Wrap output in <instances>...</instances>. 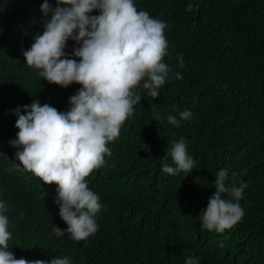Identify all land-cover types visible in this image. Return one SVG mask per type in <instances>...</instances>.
<instances>
[{"label": "trees", "instance_id": "obj_1", "mask_svg": "<svg viewBox=\"0 0 264 264\" xmlns=\"http://www.w3.org/2000/svg\"><path fill=\"white\" fill-rule=\"evenodd\" d=\"M42 3L0 0V199L8 204L16 258L184 264L195 254L201 264H264V0H136L138 10L166 22L164 60L183 79H169L155 99L138 89L142 100L109 142L111 155L86 178L104 207L98 231L80 241L59 215L58 186L24 171L8 143L18 132L10 109L35 98L66 112L81 87L49 83L25 62L22 49L43 30ZM184 109L191 120L179 127L167 121ZM180 137L196 168L172 176L162 162ZM220 168L229 182L249 184L240 201L244 217L223 233L204 229L199 216Z\"/></svg>", "mask_w": 264, "mask_h": 264}, {"label": "clouds", "instance_id": "obj_2", "mask_svg": "<svg viewBox=\"0 0 264 264\" xmlns=\"http://www.w3.org/2000/svg\"><path fill=\"white\" fill-rule=\"evenodd\" d=\"M39 8L43 30L33 34L28 49H22L26 64L49 83L81 87L70 97L66 112L35 98L10 109L18 117V132L8 143L17 149L15 157L24 171L58 186L56 202L67 232L73 240H86L98 231L96 217L104 207L86 178L105 164V154L111 155L109 142L119 137L123 123L142 100L138 89L155 99L169 79L183 75L172 73L164 60L169 46L166 22L138 10L136 0H43ZM69 41L71 52L66 51ZM184 64L179 54L180 67ZM193 116L191 109H184L169 114L167 121L179 127ZM196 161L180 137L169 144L162 171L189 175ZM215 175V191L199 216L204 229L223 233L244 217L240 201L249 184L229 182L225 168ZM7 211V202L0 199V264H73L68 255L17 259L9 246L13 233ZM184 264H201V258L186 255Z\"/></svg>", "mask_w": 264, "mask_h": 264}]
</instances>
